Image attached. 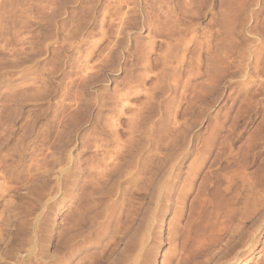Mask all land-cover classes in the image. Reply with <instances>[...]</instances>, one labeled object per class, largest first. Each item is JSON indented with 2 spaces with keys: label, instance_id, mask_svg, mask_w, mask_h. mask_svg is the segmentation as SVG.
<instances>
[{
  "label": "rangeland",
  "instance_id": "374dc122",
  "mask_svg": "<svg viewBox=\"0 0 264 264\" xmlns=\"http://www.w3.org/2000/svg\"><path fill=\"white\" fill-rule=\"evenodd\" d=\"M180 197L216 208L179 264H264V0H0V264H110L146 219L161 264ZM64 219L103 236L70 258Z\"/></svg>",
  "mask_w": 264,
  "mask_h": 264
},
{
  "label": "bare ground",
  "instance_id": "6f19581e",
  "mask_svg": "<svg viewBox=\"0 0 264 264\" xmlns=\"http://www.w3.org/2000/svg\"><path fill=\"white\" fill-rule=\"evenodd\" d=\"M108 171H110V170H108ZM178 175H179L178 173H168L167 177H165V178H168V177H171V176L176 178ZM195 176H197V174L194 175V177ZM163 178H164V176H163ZM165 185L166 184H164V182H163V186H165ZM188 187H189V189H191L192 184H189ZM162 188H164V187H162ZM159 189H160V187H159ZM166 189H167V187H166ZM186 189L189 190L188 188H186ZM163 192H164V189H161L160 191L157 192L156 196L158 195L157 197H159V198L165 197V195H167V194L164 195V193H166V192H164V193ZM181 194H184L186 196L188 193H182L181 192ZM159 198L157 200H160ZM178 201H176L177 205L174 207V210L172 209V219H170V221L167 223V229H166V232H165L166 233V238L165 239H166V242H167V244H168L169 247L162 252V261H161V264H179L178 263L179 257L184 252V250H186V247L189 246V244L192 243V241H193V239H192L193 237L192 236H194L193 234L195 233V231L197 232V230H199V232H202V231H204L206 229L205 228V225L203 223L205 221L203 219L204 214L205 215H206V213L211 214L212 213V210H214L216 208V206L213 205L214 202L212 203L206 197L200 198V200L197 202L196 207H194L193 210H192V208L189 209V210L187 209L188 206L185 203L184 197H180V199H178ZM80 211H82V210H80ZM97 212H95V213H97ZM100 212H99V214H100ZM230 212H231L230 216H231V221H232L233 219L236 218L235 217V210L233 209ZM79 214H80V212H79ZM86 214H87V212H86ZM75 216H76V214H75ZM77 216H79V215H77ZM95 216H97V214H95ZM97 218L98 217H96V219ZM69 219H71V218H69ZM69 219H64L62 221L63 222V225H62L63 228H61L62 229L61 236L63 238V241L62 242H63L64 245H61V248H64V247H65L64 249L67 248V250L69 251V257L70 258H73V257H76V255H78V254H82L84 252H88V250H90L89 248L92 247L95 244V242H98V240L103 235H102V233H100L102 231H100L98 229L99 232H96L95 234H92L91 235L90 232H92V231H90V232L88 231V235L85 236V235H83V229H80L79 228L78 223L77 222H73V221H70L69 222ZM148 220L146 219V220L143 221V223L141 222V224H142L141 225V227H142L141 229L143 231H141L140 236L138 238H136V235H133V237L130 236L131 237V243H129V244L126 243V244L130 245L132 251H134V252H132L130 250V247H129L128 249L130 250V252H132L130 255H129L128 252H127L128 253L127 254L124 251L126 249H122L123 251L120 250L121 252L119 254L117 253L118 255H116V254L114 255L116 257H112L113 254H111L110 256H107L108 257V260H110L111 263H113V264H118L119 262H120L119 264H124V263H127V262H130V264H153L154 263V253H155V251H157V249H159L158 248V242L157 241L159 240L158 238H159L160 235L159 236L156 235L157 234L156 233V228L157 227L154 225V224H157L158 221H156L157 223L154 222V224L151 225V222L152 221L149 222ZM150 220H152V219H150ZM88 224L89 225L87 226V229L91 230L93 228V230H94V228H95L94 227L95 226V219L93 217H90V219H88ZM134 232L136 233V231H134ZM231 239H232V241H231V245L230 246H231V249L233 250L237 246V240H236L237 239V225H233L232 226V229H231ZM129 240H130V238H129ZM200 250H201L200 253L203 254L204 249L202 248V249H199V251ZM68 251H67V253H68ZM199 251H198V255H199L198 257H201V255L199 254ZM52 253L54 254L53 251L51 253L49 251L48 253H45L46 254L45 257H44V255L42 256V257H44L46 264H54V263L57 262V261L54 262V260H55L54 258L55 257L53 256ZM23 254H24V251H23ZM107 255H109V254H107ZM60 256H61V254H60ZM184 256H183V258H184ZM187 256H186V258H187ZM42 257L40 256L39 259H41ZM188 257H190V256H188ZM56 258L58 259L59 257H56ZM60 258H59V261L61 260ZM189 259H187V260L185 259L187 261V263H188V260ZM36 260H38V259L36 258L34 261L32 260L33 262H31V261H29V262H31L30 264H37L36 263ZM191 260H189V261L191 262ZM236 261H237V256L234 257V262H236ZM38 262H40V260H38ZM42 262H43V260H42ZM21 264H22V262H21ZM25 264H27V263H25ZM43 264H44V262H43Z\"/></svg>",
  "mask_w": 264,
  "mask_h": 264
}]
</instances>
